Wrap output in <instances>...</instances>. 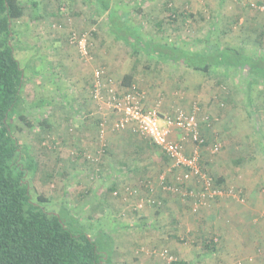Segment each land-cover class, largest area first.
<instances>
[{
  "label": "rangeland",
  "instance_id": "374dc122",
  "mask_svg": "<svg viewBox=\"0 0 264 264\" xmlns=\"http://www.w3.org/2000/svg\"><path fill=\"white\" fill-rule=\"evenodd\" d=\"M20 1L26 7L16 23L24 49L16 58L26 69L21 107L36 123L16 137L40 165L29 186L50 198L45 208L72 231V226L82 227L98 248L111 253L109 264H168L170 257L195 264H252L257 254L264 256V209L250 205L245 190L257 181V196L264 200V83L248 88L243 72L220 67L205 74L129 54V47L106 32V13L94 16L89 0H35L36 12L31 0ZM109 1L124 13L140 2ZM164 1L152 0L141 15H130L129 23L142 38L199 51L210 37L216 46H241L264 55V36L259 35L264 32V0H169L187 17L165 20L158 31L154 23L165 16ZM38 15L42 18H34ZM76 40L85 43L86 54ZM97 68L120 94L126 91L122 76L137 72L144 82V88L135 83L144 94L143 108L155 109L161 118L178 109L195 112L207 138L199 150L200 165L213 179H223L215 184L220 197L193 212L191 200L164 189L177 184L179 170L145 138L115 129L117 115L105 103L92 101ZM40 120L51 129L40 128ZM215 144L220 149L211 154ZM113 186L118 195L110 194ZM123 187L134 193L124 196ZM209 240L214 250L207 253L202 247Z\"/></svg>",
  "mask_w": 264,
  "mask_h": 264
},
{
  "label": "trees",
  "instance_id": "16d2710c",
  "mask_svg": "<svg viewBox=\"0 0 264 264\" xmlns=\"http://www.w3.org/2000/svg\"><path fill=\"white\" fill-rule=\"evenodd\" d=\"M89 1L96 9L94 16H101L100 10L104 11L103 14L106 13L105 30L115 41H121L129 47L134 56L147 55L154 58L158 65L184 66L188 70L205 74H211L213 68L220 67L234 74L243 72L249 83L248 88L264 83V55L259 54L262 52L248 53L241 46H216L210 41V37L206 38V44L199 51L163 39L155 41L152 38H142L129 23V17L133 12L141 15L143 6H147L152 0H140L138 8L125 13L112 8L109 0ZM30 5L35 12L39 9L35 0H31ZM25 8L20 0H0V264H109L111 253L107 255L98 248L94 238L82 227L72 226V231L59 215L50 208H45L47 203L50 204V198L36 187L29 186V182L34 185L40 165L29 154V146L20 143L16 137V133L23 128L31 129L36 123L28 118L21 107L26 69L16 58V53L19 56L24 50L18 40L16 23L24 17ZM162 8L165 16L154 23L158 31H161L165 20L173 23L179 17L182 20L187 17L184 12L178 13L169 0L164 1ZM34 18L42 17L38 15ZM261 34L264 36V32L259 33L260 36ZM76 43L79 44L78 40ZM133 78V74L126 73L120 80L126 91L136 88ZM91 89L93 90V79ZM90 97L96 102L92 98V92ZM37 124L44 130L51 129L46 120H40ZM201 137L204 142L198 146L199 150L206 145L203 133ZM146 140L152 150H158L162 158L170 162L160 148ZM200 163L201 160L199 165ZM108 168L113 170L111 165ZM200 169L207 174L205 169ZM124 172L128 173V170ZM45 177L50 179L51 176ZM41 178L45 181L44 175ZM213 180L216 185L223 182L222 178ZM169 186L182 188L183 185L177 183ZM109 192L119 194V191H115V186ZM122 192L124 196L134 193L129 187H126V191L123 187ZM148 203L150 204L149 201ZM99 234L111 238L108 233ZM202 249L207 253L212 252V240L206 241ZM169 259L172 260L168 264H195L172 257Z\"/></svg>",
  "mask_w": 264,
  "mask_h": 264
},
{
  "label": "built area",
  "instance_id": "2783aa9c",
  "mask_svg": "<svg viewBox=\"0 0 264 264\" xmlns=\"http://www.w3.org/2000/svg\"><path fill=\"white\" fill-rule=\"evenodd\" d=\"M79 47L86 54L85 43L80 42ZM92 98L105 103L117 115L115 129H130L137 136L150 140L169 157L171 167L179 170L176 181L183 186H167L164 189L191 200L193 212H198L206 201L222 195L213 178L200 169L198 146L204 140L194 111L178 109L173 115L161 118L155 109L143 108V93L136 89L118 93L111 78L101 68H97L93 74ZM188 143L195 146L191 152L186 149ZM219 149L220 146L215 144L209 151L216 154ZM190 183L197 187L195 192L189 188ZM228 192L230 195L235 194L232 190Z\"/></svg>",
  "mask_w": 264,
  "mask_h": 264
},
{
  "label": "crops",
  "instance_id": "0c3cea01",
  "mask_svg": "<svg viewBox=\"0 0 264 264\" xmlns=\"http://www.w3.org/2000/svg\"><path fill=\"white\" fill-rule=\"evenodd\" d=\"M107 32V31H106ZM106 32H103L104 34H103V36H106L105 34H106ZM137 32V31H136ZM139 35H140V33L139 32H137ZM144 38V37H143ZM117 42H121V41H117ZM123 43V42H122ZM113 50H114V48H113ZM129 54H131V52L129 53ZM157 64V63H156ZM154 65V64H153ZM152 65V66H153ZM165 65H167V64H164V65H159V66H165ZM157 66H158V64H157ZM123 75V74H122ZM134 78H133V80H134V82L135 83H137V85L139 86V87H141V88H144V82L141 80V79H139V77L137 76V72H134ZM123 77V76H122ZM141 82H143V83H141ZM200 129L201 130H203V128L202 127H200ZM203 132V131H202ZM201 132V133H202ZM177 135H178V133H177ZM206 138V137H205ZM206 140H207V138H206ZM191 146H192V144L191 143H188L187 144V147H186V149H187V151H190V149H191ZM251 182H252V185H249L248 187L246 186V188H245V190H246V192L247 193H249L248 194V197H249V199L251 200V202H250V205H256L257 204V206L259 205V208H262V209H264V200L263 199H261V198H258V194H257V192H256V190H255V187H257L256 186V183H257V181H253V180H251ZM242 183V182H241ZM242 185L244 186V184L242 183ZM260 186H261V188L262 189H264V179H262V182H260ZM261 188H257V189H261ZM255 259H257L256 260V262H252V264H264V256L263 255H261V254H257L255 257H254ZM247 264H251V263H247Z\"/></svg>",
  "mask_w": 264,
  "mask_h": 264
}]
</instances>
